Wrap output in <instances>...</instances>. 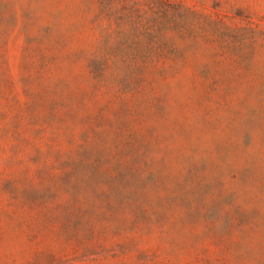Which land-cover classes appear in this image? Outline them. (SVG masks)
<instances>
[{"label":"rangeland","instance_id":"obj_1","mask_svg":"<svg viewBox=\"0 0 264 264\" xmlns=\"http://www.w3.org/2000/svg\"><path fill=\"white\" fill-rule=\"evenodd\" d=\"M0 264H264V0H0Z\"/></svg>","mask_w":264,"mask_h":264}]
</instances>
